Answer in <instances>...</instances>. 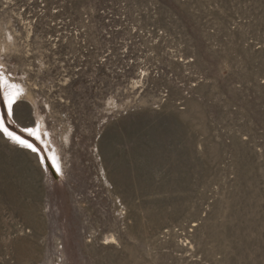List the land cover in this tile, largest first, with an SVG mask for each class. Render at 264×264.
<instances>
[{
    "label": "rangeland",
    "instance_id": "374dc122",
    "mask_svg": "<svg viewBox=\"0 0 264 264\" xmlns=\"http://www.w3.org/2000/svg\"><path fill=\"white\" fill-rule=\"evenodd\" d=\"M0 116V264H264V0H0Z\"/></svg>",
    "mask_w": 264,
    "mask_h": 264
},
{
    "label": "bare ground",
    "instance_id": "6f19581e",
    "mask_svg": "<svg viewBox=\"0 0 264 264\" xmlns=\"http://www.w3.org/2000/svg\"><path fill=\"white\" fill-rule=\"evenodd\" d=\"M13 91V90H12ZM8 94V93H7ZM8 97H7V105H8V101H9V99H11L12 100V106H13V104L15 103V101H16V99H17V95L16 94H9V95H7ZM8 109H9V106H8ZM4 127H6L5 126V124H4V121L2 120V118H1V116H0V130H2V132L5 134V135H7V133L6 132H4L3 131V128ZM7 128V127H6ZM8 129V128H7ZM34 129H36V128H34ZM8 131L9 132H12V131H10L9 129H8ZM15 136H19L21 139H23V140H26V139H24L23 137H21L20 135H18V134H16V133H14V132H12ZM28 133H30V134H34V135H38L37 134V131H35V130H33V129H28ZM41 134V133H40ZM8 136V135H7ZM9 137V136H8ZM12 139V138H11ZM14 140V139H13ZM15 141V140H14ZM29 144H31L32 145V147L31 148H29V147H27V146H25V145H21V144H19V143H17L16 141V143L17 144H19V145H21L22 147H25V148H27V149H29V150H33V151H37V148L35 147V145L34 144H32L31 142H29L28 140H26ZM52 164H53V166H54V169L55 170H60V168L61 167H59V164H58V160H57V158L55 157V156H52Z\"/></svg>",
    "mask_w": 264,
    "mask_h": 264
},
{
    "label": "snow or ice",
    "instance_id": "6c2138e0",
    "mask_svg": "<svg viewBox=\"0 0 264 264\" xmlns=\"http://www.w3.org/2000/svg\"><path fill=\"white\" fill-rule=\"evenodd\" d=\"M8 106H9V110H8V112H6V113L4 114V118H5V119L7 118L8 115L12 114V100H11V99H9V101H8ZM3 131L6 132L7 135H8L10 138L14 139L17 143H19V144H21V145H25V146H27V147H29V148L32 147V145L29 144L26 140L21 139L19 136H15L12 132H9L8 129H7L6 127L3 128Z\"/></svg>",
    "mask_w": 264,
    "mask_h": 264
}]
</instances>
